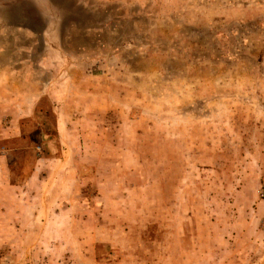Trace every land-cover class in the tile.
I'll return each instance as SVG.
<instances>
[{
    "label": "rangeland",
    "instance_id": "1",
    "mask_svg": "<svg viewBox=\"0 0 264 264\" xmlns=\"http://www.w3.org/2000/svg\"><path fill=\"white\" fill-rule=\"evenodd\" d=\"M0 264H264V0H0Z\"/></svg>",
    "mask_w": 264,
    "mask_h": 264
},
{
    "label": "built area",
    "instance_id": "2",
    "mask_svg": "<svg viewBox=\"0 0 264 264\" xmlns=\"http://www.w3.org/2000/svg\"><path fill=\"white\" fill-rule=\"evenodd\" d=\"M0 255H1V253H0Z\"/></svg>",
    "mask_w": 264,
    "mask_h": 264
}]
</instances>
